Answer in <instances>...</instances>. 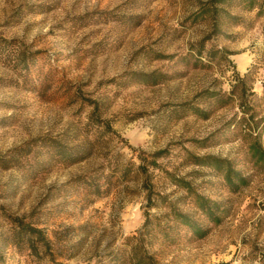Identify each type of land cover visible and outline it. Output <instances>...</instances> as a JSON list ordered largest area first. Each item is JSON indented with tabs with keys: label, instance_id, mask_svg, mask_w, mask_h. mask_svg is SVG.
I'll list each match as a JSON object with an SVG mask.
<instances>
[{
	"label": "rangeland",
	"instance_id": "obj_1",
	"mask_svg": "<svg viewBox=\"0 0 264 264\" xmlns=\"http://www.w3.org/2000/svg\"><path fill=\"white\" fill-rule=\"evenodd\" d=\"M206 7L0 0L4 264H33L5 243L8 215L59 233V264H129L136 244L155 264H264V0ZM81 177L102 195L82 196ZM194 196L218 207L217 223Z\"/></svg>",
	"mask_w": 264,
	"mask_h": 264
},
{
	"label": "trees",
	"instance_id": "obj_2",
	"mask_svg": "<svg viewBox=\"0 0 264 264\" xmlns=\"http://www.w3.org/2000/svg\"><path fill=\"white\" fill-rule=\"evenodd\" d=\"M233 0H211V8L206 7L203 8V13H211V15L220 12L221 6L227 5L231 3ZM215 17V15L213 16ZM152 76H145V78H149ZM47 148H52L55 151V157L61 161L73 163L76 160L73 158L75 154L73 152H67L61 150L55 142H47ZM155 155H160L155 154ZM154 163V162H153ZM155 165V164H154ZM218 165V164H216ZM219 166V165H218ZM141 171L144 169L142 166L139 168ZM129 170L126 168L122 172L123 177H127ZM226 182L228 184H232L231 174L228 170V173L225 176ZM240 182H244V180H239ZM74 184L81 187L82 196L85 197H100L102 194L99 192V187L96 185V182L91 177H81L77 178L73 181ZM150 182L147 180V177L144 178L143 190L145 191L147 207H156L154 204V197H156ZM157 197H159L157 195ZM194 199L197 202V207L206 215V217L210 218L212 221H219L217 215L218 207L214 203L208 202L206 199L200 198L198 196H194ZM169 210V216L173 218L176 223H179L182 226H186L190 229L193 235L199 236V238L203 237L207 230L202 229L200 226L195 224L194 222H190L189 218L177 212L170 206H166ZM8 221V235L3 237L5 243L10 247L16 255L27 258L33 264H59L57 261L61 258H66L63 253L64 246H61V243L66 242L63 238L60 237V234L57 232H47L45 228H41V223L38 220H32L33 216L25 217V216H5ZM147 224V222H146ZM143 226H146L145 224ZM139 235H141L139 233ZM129 240H139L137 238H130ZM128 240V241H129ZM136 244V246H132L128 251V262L129 264H155L151 257L148 256L142 248ZM116 257V255L114 256ZM0 258V264H4V262ZM116 260V258H113Z\"/></svg>",
	"mask_w": 264,
	"mask_h": 264
}]
</instances>
